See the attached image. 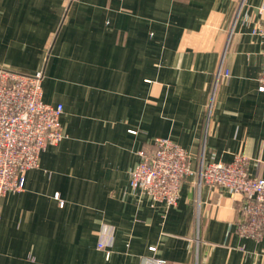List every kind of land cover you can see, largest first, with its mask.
I'll return each mask as SVG.
<instances>
[{"label":"crops","instance_id":"0c3cea01","mask_svg":"<svg viewBox=\"0 0 264 264\" xmlns=\"http://www.w3.org/2000/svg\"><path fill=\"white\" fill-rule=\"evenodd\" d=\"M263 7L0 0V66L44 71L65 133L23 190L0 197V264H264V236L238 230L243 196L198 176L239 155L264 178V39L253 32ZM158 137L185 148L198 172L171 207L131 186Z\"/></svg>","mask_w":264,"mask_h":264},{"label":"built area","instance_id":"2783aa9c","mask_svg":"<svg viewBox=\"0 0 264 264\" xmlns=\"http://www.w3.org/2000/svg\"><path fill=\"white\" fill-rule=\"evenodd\" d=\"M253 32L264 39V7ZM43 78V70L27 74L0 66V197L23 190L26 172L38 167L41 152L65 137L61 123L64 106L44 100ZM259 89L264 91V64ZM154 146L152 151L139 152L140 162L132 170L131 186L153 203L175 206L182 181L197 171L187 150L169 137L156 138ZM198 176L200 185L224 187L241 194L245 205L238 230L250 237L264 236V178L250 175L245 157L238 155L230 163L203 165ZM150 249L156 251V246ZM146 264L166 261L148 258Z\"/></svg>","mask_w":264,"mask_h":264}]
</instances>
